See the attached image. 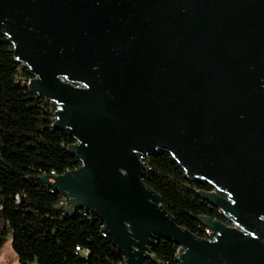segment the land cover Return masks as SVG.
I'll return each mask as SVG.
<instances>
[{"label":"water","instance_id":"water-1","mask_svg":"<svg viewBox=\"0 0 264 264\" xmlns=\"http://www.w3.org/2000/svg\"><path fill=\"white\" fill-rule=\"evenodd\" d=\"M0 34L74 139L77 169L34 177L67 215L99 218L126 264L154 237L179 264H264V0H0ZM158 149L231 225L175 221L141 179Z\"/></svg>","mask_w":264,"mask_h":264},{"label":"trees","instance_id":"trees-1","mask_svg":"<svg viewBox=\"0 0 264 264\" xmlns=\"http://www.w3.org/2000/svg\"><path fill=\"white\" fill-rule=\"evenodd\" d=\"M11 49L0 34V248L10 236L20 264H126L109 236L103 235L99 218L83 209L67 215L63 195L34 179L52 171L62 174L81 162L67 151L74 139L52 127L49 103L28 91V69L17 63ZM144 164L141 179L161 196L179 225L203 238L196 216L226 222L218 209L197 196V191L212 187L187 178L168 151L147 154ZM178 249L154 237L146 264H178Z\"/></svg>","mask_w":264,"mask_h":264},{"label":"rangeland","instance_id":"rangeland-1","mask_svg":"<svg viewBox=\"0 0 264 264\" xmlns=\"http://www.w3.org/2000/svg\"><path fill=\"white\" fill-rule=\"evenodd\" d=\"M63 206L67 205V200L63 199ZM11 238L10 236L0 248V264H20L17 260L15 253L13 252L11 245Z\"/></svg>","mask_w":264,"mask_h":264},{"label":"built area","instance_id":"built-area-1","mask_svg":"<svg viewBox=\"0 0 264 264\" xmlns=\"http://www.w3.org/2000/svg\"><path fill=\"white\" fill-rule=\"evenodd\" d=\"M19 65H21V66H23L24 67V65L23 64H19ZM27 69V68H26ZM32 77L30 76V78L28 79V80H30ZM45 99V98H44ZM48 103H49V106H50V104H51V101L50 100H47V99H45ZM51 107V106H50ZM51 118L53 119L54 117L51 115ZM139 157V160H140V162L145 166V164H144V159H145V157L146 156H144V155H139L138 156ZM145 168H146V166H145ZM75 169H77V168H75ZM74 170V169H73ZM66 171H70V170H66ZM65 171V172H66ZM50 174H55L56 175V173H54L53 171L50 173ZM63 174V173H62ZM214 190V188H212L211 190H209V191H213ZM63 199H66L67 200V205L65 206V207H67L68 205H69V203H68V198L67 197H65V196H63ZM63 199H62V201H61V204L63 203ZM15 202L16 203H18L19 202V195H16L15 196ZM87 211V210H86ZM218 212H219V210H218ZM97 218V217H96ZM215 219V218H214ZM224 223H226V224H228V225H231L227 220H226V222H224ZM204 228V227H203ZM209 233H212V231L210 230V229H208V228H204V236H203V238H206V239H209V240H211L212 238L209 236ZM103 235L104 236H106L107 234H106V232L104 231L103 232ZM77 249H79V248H77ZM177 253V252H176ZM150 256H151V253H150ZM178 263V262H177ZM179 264V263H178Z\"/></svg>","mask_w":264,"mask_h":264}]
</instances>
